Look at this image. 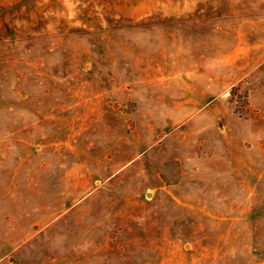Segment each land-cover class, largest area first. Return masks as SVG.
Wrapping results in <instances>:
<instances>
[{"label":"rangeland","instance_id":"1","mask_svg":"<svg viewBox=\"0 0 264 264\" xmlns=\"http://www.w3.org/2000/svg\"><path fill=\"white\" fill-rule=\"evenodd\" d=\"M0 264H264V0H0Z\"/></svg>","mask_w":264,"mask_h":264}]
</instances>
